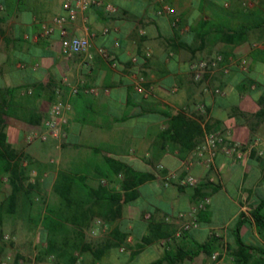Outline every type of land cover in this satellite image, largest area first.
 <instances>
[{
    "label": "crops",
    "instance_id": "obj_1",
    "mask_svg": "<svg viewBox=\"0 0 264 264\" xmlns=\"http://www.w3.org/2000/svg\"><path fill=\"white\" fill-rule=\"evenodd\" d=\"M101 1L104 5L79 11L67 23L71 34L90 38L95 56L89 59L86 54L67 57L58 31L43 33L54 16L66 14L65 0H0V101L39 95L36 108L45 120L53 104L47 99V88L52 86L62 88L61 98L71 105L67 137L49 141L30 140L32 132L43 130V123H31L19 108L6 106L13 113L6 116L4 130L22 156L26 175L32 174L40 191L51 197L60 169L86 175L94 186L108 171L107 159L152 174V180L136 187L139 196L124 204L122 216L109 223L111 232L128 233L126 242L135 245V257L149 250L156 260L171 250L183 256L181 264H209L210 254L201 247L207 244L213 251L226 246V260L234 262L235 230L242 215L247 222L240 236L264 249V232L258 231L252 214L260 205L264 213V158L252 154L242 162L219 152L208 168L195 148L182 153L162 136L167 114L187 106L190 116L202 117L203 125L210 124L234 140L264 138V62L250 57L264 48V0H168L174 14L166 15L157 13L159 4L153 0ZM108 4L115 11H108ZM174 15L180 19L177 26ZM241 31L246 32L244 41H229ZM217 53L224 55L230 72L217 70L196 82L190 63ZM242 59H248V71L239 67ZM141 76L145 93L136 89ZM66 78L79 87L77 95L70 94ZM216 87L224 94H213ZM200 103L206 104V115L198 112ZM55 143L53 164L48 157ZM171 173L193 174L201 182L182 186L172 179L167 185ZM121 179L122 174L115 175L110 186L122 190ZM11 193L9 174L0 165V204ZM205 195L212 197V203L201 213L199 228L167 244L162 237L141 246L152 228L173 234L183 223L178 214ZM16 217L5 214L4 221ZM252 254L263 258L260 251ZM134 256L124 254L125 264Z\"/></svg>",
    "mask_w": 264,
    "mask_h": 264
},
{
    "label": "trees",
    "instance_id": "obj_2",
    "mask_svg": "<svg viewBox=\"0 0 264 264\" xmlns=\"http://www.w3.org/2000/svg\"><path fill=\"white\" fill-rule=\"evenodd\" d=\"M229 41L242 42L246 38V32H235ZM252 61L264 62V48L255 50L250 54ZM57 89L48 86L47 99L53 103L58 100ZM12 92L11 90H9ZM39 95L32 94L19 100L0 101V165L2 171L9 174V181L12 186V193L0 204V225L4 222L5 214H17L22 207L34 203L30 188H25L26 169L22 166V156L19 151L12 147L7 140L4 130L6 116L13 112L9 108L17 107L21 114L31 123L41 124L44 122L43 115L37 111L36 102ZM15 101V102H13ZM18 111V110H17ZM168 126L162 132V136L168 141L178 145L183 153L193 150L204 138L205 131L212 130L210 124L203 125L202 117H191L185 113L167 114ZM108 171H103L100 177L101 182L97 186L89 183L86 175L73 170L60 169L53 186V193L57 201L48 204L45 212L39 218L38 223L42 229L41 238L45 242L41 255L45 258L54 256L56 264H78L79 255L90 256L91 264H99L111 251L126 243L128 233L112 230L110 234L99 243L95 244L87 239V230L91 227L96 218L102 219L105 223H113L123 214V206L135 200L139 196L136 187L142 183L152 180L154 176L150 173L137 172L127 164L112 159H107ZM123 175L120 181L122 190L110 186L115 182V175ZM107 178L108 182H102ZM36 186H39L36 184ZM35 187V186H34ZM37 188V187H36ZM263 206H258L253 212L257 229L264 232ZM247 222L246 216H241L236 226L237 249L234 252L235 264H264V249L247 244L240 236V229ZM170 233H159L153 228L151 233L142 238L141 246L153 243L155 239L166 237ZM207 249L208 253L213 252L207 248V244L201 246ZM253 250L260 251L263 258H256ZM133 256L137 251H132ZM183 256L175 254L171 250H165L164 254L148 264H178Z\"/></svg>",
    "mask_w": 264,
    "mask_h": 264
},
{
    "label": "built area",
    "instance_id": "obj_3",
    "mask_svg": "<svg viewBox=\"0 0 264 264\" xmlns=\"http://www.w3.org/2000/svg\"><path fill=\"white\" fill-rule=\"evenodd\" d=\"M159 4L157 13L159 15L174 14V8L168 0H153ZM104 3L101 0H65L64 9L66 14L56 15L52 18L51 22L47 23L43 27V33L45 36L54 34L56 31L59 32L62 42L63 53L67 57H73L79 54H86L89 59L94 58V52L91 50V40L86 36H77L70 33L67 28V23L73 21L78 17L79 11L88 10L92 6H102ZM108 11H115V8L108 4L105 6ZM180 19L174 15L173 25L177 26ZM108 29H105V33ZM100 54L109 57L108 52L104 48H99ZM149 56L150 53H147ZM239 67L243 71L249 70V62L246 59H242L239 63ZM193 79L196 82H202L206 79L209 74L215 73L217 70H223L225 73L230 72V65L225 61V57L221 53L215 55L193 60L189 65ZM145 82L144 76L139 77V81L136 83L137 91L145 93ZM64 84L69 87L71 95H77L79 93V87L72 85L66 78ZM177 89L176 87L174 88ZM63 92L62 88L57 89L58 100L51 106L49 116L43 122V130L39 132H32L30 134V140L39 139L41 141H48L50 139H62L67 137L66 126L68 124L67 111L71 108L69 102L64 101L61 98ZM215 95H223L224 90L221 87H216L212 90ZM197 110L200 114H207V106L205 103L197 105ZM178 112H182L190 116V109L185 106ZM193 117V116H191ZM203 120V119H202ZM204 121V120H203ZM219 152L226 154L229 157L234 158L237 161H246L252 154L264 158V138L255 137L246 143L234 140L230 138L222 130H207L203 141L199 143L194 153L203 161L208 167H212L215 158ZM172 179L178 180L182 186H197L200 184L201 179L193 174L177 175L175 173L168 174L166 177V184L168 185ZM212 203V197L205 195L194 203L191 208L187 211H181L178 214V218L183 220L181 226L171 235L163 238V244L172 242L176 238H181L185 233L197 229L201 225V213L206 211ZM102 226L106 227L105 222L96 218L93 222V227L90 229L92 234H96L98 229ZM8 238V236H5ZM121 251H125L126 248L123 246L120 248ZM228 249L226 246L217 249L210 254L209 264H235L234 262H228L226 260ZM13 264H26L23 260L14 261ZM47 264H56L54 256L48 258ZM181 264V263H178Z\"/></svg>",
    "mask_w": 264,
    "mask_h": 264
},
{
    "label": "rangeland",
    "instance_id": "obj_4",
    "mask_svg": "<svg viewBox=\"0 0 264 264\" xmlns=\"http://www.w3.org/2000/svg\"><path fill=\"white\" fill-rule=\"evenodd\" d=\"M248 61V59H246ZM249 62V61H248ZM250 69V64H249ZM49 141V140H48ZM50 149H53L48 157V160L53 159V164H56V143L52 144ZM27 173V172H26ZM32 174L30 177L25 174L23 184L25 188H29L31 184L33 187L30 188L32 194V201L34 203L28 204L26 207H22L17 214L16 219H10L4 221L0 225V264H13L15 261L23 260L26 264H47L48 258L41 255V250L45 246V242L41 239V227L38 222L39 216L45 212L48 204H52L57 201L56 196L53 194L51 197L48 194H43L38 185V180H32ZM108 181L107 178H103L102 182ZM101 182V180L99 181ZM40 185V182H39ZM35 186V187H34ZM37 187V188H36ZM98 229L96 234H92L90 229L87 230V239L95 244L102 241L110 234V225L105 223ZM5 236H8L6 238ZM125 247V251H121V247ZM134 246H130L128 242L122 243L119 247L113 249L109 256H107L99 264H125L123 255L128 254L133 256L132 251ZM80 260L78 264H91L89 254L79 255ZM155 254L151 251H145L128 261L129 264H148L155 259ZM133 259V260H132Z\"/></svg>",
    "mask_w": 264,
    "mask_h": 264
}]
</instances>
